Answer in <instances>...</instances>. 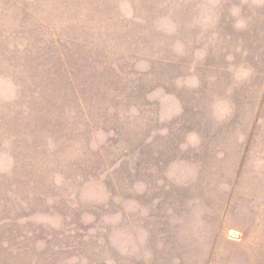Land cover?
Returning a JSON list of instances; mask_svg holds the SVG:
<instances>
[{
	"label": "rangeland",
	"instance_id": "374dc122",
	"mask_svg": "<svg viewBox=\"0 0 264 264\" xmlns=\"http://www.w3.org/2000/svg\"><path fill=\"white\" fill-rule=\"evenodd\" d=\"M0 264H264V0H0Z\"/></svg>",
	"mask_w": 264,
	"mask_h": 264
},
{
	"label": "water",
	"instance_id": "95a60500",
	"mask_svg": "<svg viewBox=\"0 0 264 264\" xmlns=\"http://www.w3.org/2000/svg\"><path fill=\"white\" fill-rule=\"evenodd\" d=\"M231 235L237 237L239 234H238V232L232 231V232H231Z\"/></svg>",
	"mask_w": 264,
	"mask_h": 264
}]
</instances>
